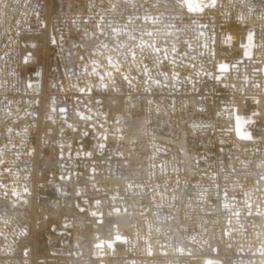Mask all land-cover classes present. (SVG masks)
<instances>
[{
    "label": "built area",
    "instance_id": "2783aa9c",
    "mask_svg": "<svg viewBox=\"0 0 264 264\" xmlns=\"http://www.w3.org/2000/svg\"><path fill=\"white\" fill-rule=\"evenodd\" d=\"M196 5L0 0V264H264V0Z\"/></svg>",
    "mask_w": 264,
    "mask_h": 264
},
{
    "label": "rangeland",
    "instance_id": "374dc122",
    "mask_svg": "<svg viewBox=\"0 0 264 264\" xmlns=\"http://www.w3.org/2000/svg\"><path fill=\"white\" fill-rule=\"evenodd\" d=\"M196 1H201L203 2L204 0H185V2L191 6L195 5L196 8H198V6L196 5ZM247 120H238L236 123H235V126H236V130L240 131L242 130V127L244 125V123L246 122Z\"/></svg>",
    "mask_w": 264,
    "mask_h": 264
}]
</instances>
